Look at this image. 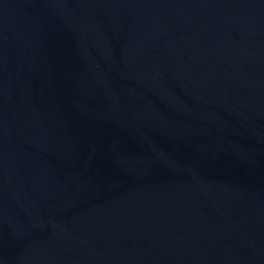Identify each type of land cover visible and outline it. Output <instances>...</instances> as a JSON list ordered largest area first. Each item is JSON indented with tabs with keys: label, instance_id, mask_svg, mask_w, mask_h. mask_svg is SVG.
<instances>
[{
	"label": "water",
	"instance_id": "95a60500",
	"mask_svg": "<svg viewBox=\"0 0 264 264\" xmlns=\"http://www.w3.org/2000/svg\"><path fill=\"white\" fill-rule=\"evenodd\" d=\"M0 264H264V0H0Z\"/></svg>",
	"mask_w": 264,
	"mask_h": 264
}]
</instances>
